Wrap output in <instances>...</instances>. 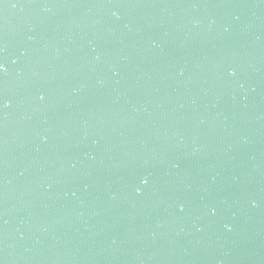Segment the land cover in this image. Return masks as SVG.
Masks as SVG:
<instances>
[{
    "label": "water",
    "instance_id": "1",
    "mask_svg": "<svg viewBox=\"0 0 264 264\" xmlns=\"http://www.w3.org/2000/svg\"><path fill=\"white\" fill-rule=\"evenodd\" d=\"M0 264H264V0H0Z\"/></svg>",
    "mask_w": 264,
    "mask_h": 264
},
{
    "label": "snow or ice",
    "instance_id": "2",
    "mask_svg": "<svg viewBox=\"0 0 264 264\" xmlns=\"http://www.w3.org/2000/svg\"><path fill=\"white\" fill-rule=\"evenodd\" d=\"M3 69L2 68H0V71H2Z\"/></svg>",
    "mask_w": 264,
    "mask_h": 264
},
{
    "label": "clouds",
    "instance_id": "3",
    "mask_svg": "<svg viewBox=\"0 0 264 264\" xmlns=\"http://www.w3.org/2000/svg\"><path fill=\"white\" fill-rule=\"evenodd\" d=\"M0 68H2V66H0ZM3 69V68H2Z\"/></svg>",
    "mask_w": 264,
    "mask_h": 264
}]
</instances>
